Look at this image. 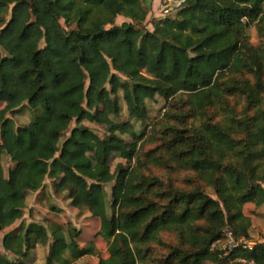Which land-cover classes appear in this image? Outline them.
Wrapping results in <instances>:
<instances>
[{"label": "trees", "instance_id": "16d2710c", "mask_svg": "<svg viewBox=\"0 0 264 264\" xmlns=\"http://www.w3.org/2000/svg\"><path fill=\"white\" fill-rule=\"evenodd\" d=\"M145 2L0 0V232L20 222L1 241L16 259L0 264H25L49 242L44 264L89 254L76 229L21 222L46 178L97 222L108 254L97 264H264V243L242 244L245 205H264V0H184L151 32ZM154 97L165 106L137 130ZM22 106L29 122L15 126L8 115ZM102 113L132 145L87 126L64 137L72 120L101 125ZM94 147L102 165L127 152L131 167L102 176L86 155ZM226 232L236 246L222 252Z\"/></svg>", "mask_w": 264, "mask_h": 264}, {"label": "rangeland", "instance_id": "374dc122", "mask_svg": "<svg viewBox=\"0 0 264 264\" xmlns=\"http://www.w3.org/2000/svg\"><path fill=\"white\" fill-rule=\"evenodd\" d=\"M181 2L182 0H146L145 4L148 8V14L142 27L151 32L153 30V23L166 18H173ZM124 22H128V20L123 17H117L115 20L117 25H120ZM247 34L249 37V43L253 47H256L258 45L259 38L255 29H249ZM112 73L113 72L109 66L105 67L101 72L102 77L105 79L106 88H109L108 79ZM120 78L124 79L122 76H120ZM196 98L199 99V96L196 95ZM116 99L121 107V114L119 117V122H121L127 118L126 108L121 93H118ZM164 106V101L159 97H154L153 100L146 101V119L142 127L139 125V123L134 122L136 129L141 130L145 126L147 128L149 125L154 123V119L158 116L159 112L162 111ZM8 117L13 121L15 126H22L29 122L30 114L27 108L22 106L14 115H8ZM100 117L104 121V123L101 125L96 124L90 119H84L81 121L72 120L67 131L63 134L64 137L69 134V130L74 126H87L94 129L100 135L116 134L119 137L125 139L127 143L132 145V139L124 130L112 129L108 127L109 120L105 113L100 114ZM86 155L91 159L93 163V169L99 171L102 176H110L115 171L118 164H122L123 169L126 171L131 167L127 152L112 154L105 165H102L100 162V155L97 147H94L93 152ZM1 162L5 172L12 167L8 158L4 156H2ZM111 187L112 182L107 184L106 187L108 196ZM23 213L24 214L21 222L24 226L38 224L50 231L56 226L62 228L64 231L73 228L80 232V235L77 238V243L80 245V247L92 242L93 246L89 254L80 258L74 262V264H97L99 259H106L108 257L107 246L105 242L94 238V235L97 232V222L95 219H91L89 213L85 210L73 209L69 205L66 193L61 195L54 194L53 181L51 179L46 178L43 188L38 192L28 194ZM243 214L250 236V240L246 241V243L244 242L246 246L249 248L254 244L264 243V205H245ZM19 224L20 222H17L10 228L0 232V254L7 256L10 259L16 258L9 252L3 250L1 241L6 233L15 230ZM48 245L36 246L33 250H31L29 252V257L25 261V264H44L48 252ZM235 246L236 243H234L233 240L228 236L227 232L225 238L219 243L215 244V248L222 252L229 251ZM203 264L212 263L204 262Z\"/></svg>", "mask_w": 264, "mask_h": 264}, {"label": "built area", "instance_id": "2783aa9c", "mask_svg": "<svg viewBox=\"0 0 264 264\" xmlns=\"http://www.w3.org/2000/svg\"><path fill=\"white\" fill-rule=\"evenodd\" d=\"M183 1H184V0H182V2H183ZM182 2H181V3H182ZM180 5H181V4H180ZM180 5H179V6H180ZM227 234H228V236L231 238V235H230L229 233H227ZM225 235H226V234H225ZM231 239H232V238H231ZM242 242H243V241H242ZM243 243H244V242H243ZM243 243H242V244H243ZM245 243H246V242H245ZM245 243H244V244H245ZM244 244H243V247L248 248V247L246 246V244H245V245H244Z\"/></svg>", "mask_w": 264, "mask_h": 264}]
</instances>
